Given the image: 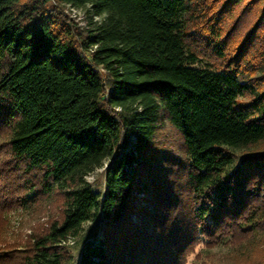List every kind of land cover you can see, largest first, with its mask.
I'll list each match as a JSON object with an SVG mask.
<instances>
[{"label":"trees","instance_id":"1","mask_svg":"<svg viewBox=\"0 0 264 264\" xmlns=\"http://www.w3.org/2000/svg\"><path fill=\"white\" fill-rule=\"evenodd\" d=\"M187 1L0 0L7 151L40 173L42 194L64 198L62 219L26 243L23 263L69 264L64 244L100 216L103 237L83 242L79 264H183L199 245L264 227V76L239 81L264 68V0H207L194 43ZM64 7L84 12V36ZM200 56L205 68L194 67ZM165 124L182 141L191 211L172 229L173 261L158 231L179 204L153 163ZM107 160L100 199L84 177Z\"/></svg>","mask_w":264,"mask_h":264},{"label":"rangeland","instance_id":"2","mask_svg":"<svg viewBox=\"0 0 264 264\" xmlns=\"http://www.w3.org/2000/svg\"><path fill=\"white\" fill-rule=\"evenodd\" d=\"M207 0H188V11L185 15L186 33L190 36L192 43L200 40L204 31V10ZM63 17L74 27L76 33L84 36L86 33V22L84 12L79 9L64 7ZM249 23L243 24L246 31ZM194 67L205 68L209 61L200 56ZM264 76V68H257L245 72L239 76L241 83H247L252 79H261ZM255 91L261 87L255 85ZM248 97H242L239 103L247 104ZM7 130L0 124V264H25L24 252L26 243L32 238L46 232L48 227L55 221H60L63 214V195L57 190L49 194H42L40 189L39 172H27L23 164L16 162L7 151ZM133 143L134 139L130 138ZM238 157L246 154V151H235ZM159 168L165 171L162 186H170L171 192L178 202L175 209L173 205L167 210V217H171L169 224L158 231L163 238V251L171 255L172 261L176 259L177 246L170 243L173 238L172 229L183 231L191 217L189 204L187 205L186 194L183 191L185 171L184 148L179 135L166 125L159 132L156 140V153L153 158ZM110 160H107L101 168L84 177L86 185L96 193L100 199L106 194L105 169ZM35 188V191H27ZM26 198L24 199V197ZM143 199L142 196H139ZM26 200V201H25ZM180 206V207H179ZM132 222H136L131 216ZM167 220V219H166ZM105 221L100 216L95 222L85 223L78 237L70 238L64 244V252L69 264H79V255L83 242L88 239H100L103 237ZM172 231V233H171ZM158 235V234H157ZM176 235V234H175ZM234 241L225 240L219 245H199L194 252L189 254L183 264H256L264 261V227L260 228L258 234H237ZM27 250V249H26ZM174 257V258H173Z\"/></svg>","mask_w":264,"mask_h":264}]
</instances>
